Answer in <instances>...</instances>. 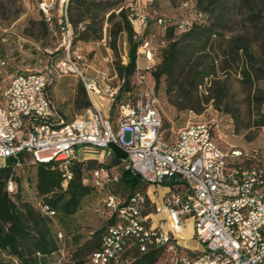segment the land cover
<instances>
[{
    "label": "built area",
    "instance_id": "obj_1",
    "mask_svg": "<svg viewBox=\"0 0 264 264\" xmlns=\"http://www.w3.org/2000/svg\"><path fill=\"white\" fill-rule=\"evenodd\" d=\"M68 1L64 0L61 6L65 28L70 27ZM128 6L134 12L128 17L134 38L140 40L137 61H144L141 72L136 73L135 99L117 104L120 86H110V79L102 73L89 77L69 57L40 72L14 75L0 106V162L4 166L11 160L14 169L55 162L62 172L61 187L65 190L72 179L71 165L82 161L80 155L94 149L109 155L112 146L126 155V168L152 189L148 190L152 196L147 192V197L154 213L143 214L142 196L125 204L117 196L106 195V206L115 221L104 233L100 249L86 257L83 264H122V255L134 246L140 253H147L178 244L184 218L192 220V236L200 251L198 255L180 258L176 264H264V146L248 151L223 150L216 142L214 129L203 123L166 134L158 99L146 83L156 64V54L167 40L154 44L155 34L144 36L146 13L139 12L132 3ZM41 10L50 21V7L42 3ZM178 12L177 18L157 21L163 38L169 26L175 27L176 34H183L201 24L195 1L181 2ZM5 67V60L0 59V77ZM68 74L81 80L91 105L67 124L65 132L42 131V124L64 121L48 89L57 78ZM113 106L117 110L115 119L106 114ZM24 113H32L29 130H22ZM198 160H207L205 172H198ZM91 176L95 187H101L102 180H109L103 168ZM12 182L10 178L6 183L8 192ZM159 187L163 193H158ZM37 207L42 214L53 216L46 206L38 203ZM58 237L61 239V235ZM53 264L64 261L60 258Z\"/></svg>",
    "mask_w": 264,
    "mask_h": 264
},
{
    "label": "trees",
    "instance_id": "obj_2",
    "mask_svg": "<svg viewBox=\"0 0 264 264\" xmlns=\"http://www.w3.org/2000/svg\"><path fill=\"white\" fill-rule=\"evenodd\" d=\"M158 1L152 0L151 5L156 6ZM168 1L173 3L175 0ZM184 1H195L201 24L179 34L178 38L173 37L176 33L174 26L166 28L168 45L160 56L159 64L152 69L155 88L159 80L164 78L167 93H176V99L171 103L180 111L200 114L211 101H216V108L224 105L230 109L225 81L220 80L218 73H225L230 67L236 66L241 85H247L250 91L258 88L261 79L257 73L260 68L252 45L259 44L264 49V0H181ZM239 16L240 19H237ZM128 17L129 11L124 7L123 0H69L67 5V22L77 35V40L98 41L102 38L104 25L107 26L108 46L117 58L114 70L122 81L118 102L126 94L134 96V100L137 92L132 79L137 69L136 53L140 40L134 38L135 33ZM163 18L165 16H156L154 19L158 29L157 21ZM234 24L242 32H235ZM62 26L65 28L64 22ZM147 35L145 30L144 36ZM120 42L126 43L125 63L119 55ZM202 86L206 94L199 96L198 89ZM80 97L85 98L84 103L80 102ZM75 102L78 109L90 107L82 85L78 88ZM234 119L237 123L236 116ZM236 129L239 131L238 126ZM125 160L126 155L112 146L111 158L106 165L96 160L74 161L70 168L72 179L65 190L61 187L62 172L57 163L34 164V198L53 212L52 217L23 201L18 190L13 193L7 191L6 183L10 178L17 187L20 181L16 172L22 166L14 169L11 160L0 166V264H53L60 258L64 264H83L85 259L76 256L86 250L89 253L87 257H91L94 251L100 249L101 239L108 226L114 223L115 215H112L104 229L96 231L79 245L75 258L68 251L64 253V230H70L71 218L96 188L106 190V195L121 198L125 204L133 197L142 196L145 198L143 214H153L154 206L147 197L149 184L138 174L122 167L118 177H110L108 172L123 166ZM101 168L107 171L109 180H102V186L95 187L91 175ZM84 180L87 183H83ZM176 247L184 249L178 245ZM162 250L151 249L147 253H140L134 246L122 255L121 263L156 264ZM198 254V251L187 250L186 256Z\"/></svg>",
    "mask_w": 264,
    "mask_h": 264
},
{
    "label": "rangeland",
    "instance_id": "obj_3",
    "mask_svg": "<svg viewBox=\"0 0 264 264\" xmlns=\"http://www.w3.org/2000/svg\"><path fill=\"white\" fill-rule=\"evenodd\" d=\"M151 1L123 0V5L130 14L134 12L130 10L129 3H132L139 12L146 13L149 19L145 29L146 33L148 35L155 34L157 39H154V44H159L160 40H167V38L166 36L162 37V32L154 24V19L156 16H165L168 19L177 18L181 0H175L173 3L168 0H159L156 6H152ZM60 2L61 0H0V59L6 62L0 81V106L3 104L2 93L7 89L14 75L43 71L51 64L67 57L80 71H85L89 77H95L97 72L102 73L110 79L108 82L110 86L121 87L122 82L114 70L117 58L114 57L108 46L107 26L104 25L102 38L98 41L77 40V35L71 26L69 28L62 26ZM42 3H46L50 7L48 13L50 21L46 20L41 10ZM237 19H240V16ZM233 27L235 32H242L237 25L234 24ZM68 36H70L69 45H67ZM179 36L175 33L173 37L178 38ZM118 44L119 55L124 63L126 62V43ZM167 45L168 40L166 45L157 52L154 67L159 64L160 56ZM252 49L259 61L260 70L257 75L261 80L257 85L258 88L250 91L247 85H241V78L235 70L236 66L230 67L225 73H218L220 80L225 81L228 100L231 103L230 109H226L224 105L216 108V101H211L200 114L177 110L171 103L176 99V93L173 92L171 95L167 93L164 78L159 80L155 88L151 70L146 85L153 89L158 99L166 134L173 135L187 125L203 123L214 129L216 142L223 150L248 151L264 146V49L259 44H253ZM141 63L142 60H139V65L136 68L139 67L140 71L136 69L132 79L133 83L136 81V73L141 72L143 68ZM114 75L117 77L113 78ZM80 85L82 82L77 76L68 74L57 78L56 82L48 89L55 109L68 121L81 115L84 111V109H78L75 104ZM204 91L205 88L200 87L198 89L199 96L205 95ZM85 94L89 101L86 91ZM133 97L129 94L123 95L117 104L133 101ZM84 101L85 98L80 97V102L84 103ZM106 114L115 119L117 110L113 106ZM235 116L237 123L234 119ZM237 126L239 131L236 129ZM126 139H128V135H126ZM79 158L82 161L96 160L98 163L106 165L111 158V151L107 155L104 151L94 149L85 156L80 155ZM122 165L111 169L108 172L110 177H118L122 167L127 166L126 160ZM0 166H3L2 162H0ZM35 174L36 167L32 164H25L18 168L16 176L19 177L20 182L16 191L18 190L23 201L29 202L36 209L38 201L33 194ZM100 189L96 188L83 200L80 209L70 220V230H64L66 233L64 253L66 254L68 251L73 258H75L74 255H76L79 245L96 231L104 229L112 217L106 206V190ZM158 189V193L164 192L161 187ZM191 224L190 218L182 219V239L176 245L184 249H177L176 245L163 248L156 264H176L180 258L186 256L187 250L200 251V246L192 236ZM88 254L84 250L76 258L85 259Z\"/></svg>",
    "mask_w": 264,
    "mask_h": 264
},
{
    "label": "bare ground",
    "instance_id": "obj_4",
    "mask_svg": "<svg viewBox=\"0 0 264 264\" xmlns=\"http://www.w3.org/2000/svg\"><path fill=\"white\" fill-rule=\"evenodd\" d=\"M60 3H61L60 6H62L64 0H61ZM200 20H201V15L199 14V21ZM31 120H32V113H24V115L21 117L22 130H29V124L31 123ZM71 122L72 120L68 121L64 118V121H60V123H45L42 124V131H47V133L65 132L67 129V124H71ZM206 170H207V160H198V172H205ZM15 190H16V186L12 182L9 193H13ZM181 235H180V239H182ZM87 264H92V263H87Z\"/></svg>",
    "mask_w": 264,
    "mask_h": 264
},
{
    "label": "crops",
    "instance_id": "obj_5",
    "mask_svg": "<svg viewBox=\"0 0 264 264\" xmlns=\"http://www.w3.org/2000/svg\"><path fill=\"white\" fill-rule=\"evenodd\" d=\"M142 65H144V61L142 60V63H141ZM139 65V60L137 61V66ZM149 190V192L152 190V189H148ZM158 191H159V189H157ZM148 192V193H149ZM149 195H150V197L152 196L150 193H149ZM192 221V220H191ZM192 225V224H191ZM192 234H193V225H192Z\"/></svg>",
    "mask_w": 264,
    "mask_h": 264
}]
</instances>
